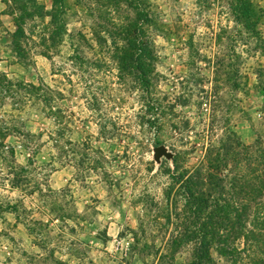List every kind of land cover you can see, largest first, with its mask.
Returning a JSON list of instances; mask_svg holds the SVG:
<instances>
[{
	"label": "rangeland",
	"instance_id": "1",
	"mask_svg": "<svg viewBox=\"0 0 264 264\" xmlns=\"http://www.w3.org/2000/svg\"><path fill=\"white\" fill-rule=\"evenodd\" d=\"M251 1L264 40V0ZM37 3L43 10L22 23L16 46L15 17L0 0V73L40 88L21 93L24 104L0 105V264H190L193 247L165 260L167 194L224 131L255 143L260 40L236 22L235 0ZM53 10L62 17L55 42ZM139 17L154 22L138 40L154 56L149 85L123 70L129 46L116 37ZM233 62L250 86L216 87ZM161 145L175 163L156 170Z\"/></svg>",
	"mask_w": 264,
	"mask_h": 264
},
{
	"label": "trees",
	"instance_id": "2",
	"mask_svg": "<svg viewBox=\"0 0 264 264\" xmlns=\"http://www.w3.org/2000/svg\"><path fill=\"white\" fill-rule=\"evenodd\" d=\"M1 1L15 17V41L18 46L19 40L24 37L22 23L37 19L43 9L37 0ZM57 3L58 0H55L54 8ZM235 3L236 22L260 40L258 52L264 60V40L256 32L260 12L251 0H235ZM61 19L53 10L51 21L52 25L57 26L53 35L54 42V38L62 34ZM153 24L152 19L139 17L134 27L116 36L129 46L120 58L123 70L131 76H143L147 81L143 82L145 84L155 80L154 56L148 47L143 49L138 40L142 34L141 27ZM16 51L18 56L22 54L20 49ZM145 60L148 66L144 64ZM235 67L234 62L229 66L221 65L217 72L216 87L221 84L238 91L242 79L246 80L245 86H250L249 78L241 77L239 65L238 71ZM253 74L256 77L253 89L260 99L257 139L254 144L245 145L231 130L224 131L220 138L216 134L218 130L212 129L209 131L210 137L215 133L218 138L210 144L199 167L192 173L184 171L173 178V188L167 194L165 223L160 225L174 229L173 235H170L171 247L165 259L168 262H172L183 250L193 247L190 264H264V64L255 69ZM222 77L226 78L222 80ZM38 89L31 85L15 84L0 73L2 107L9 101L14 107L24 104L23 100L18 102L17 97L23 93L32 98ZM212 117L213 124H216L217 119ZM228 117L226 114L221 120H225V125Z\"/></svg>",
	"mask_w": 264,
	"mask_h": 264
},
{
	"label": "water",
	"instance_id": "3",
	"mask_svg": "<svg viewBox=\"0 0 264 264\" xmlns=\"http://www.w3.org/2000/svg\"><path fill=\"white\" fill-rule=\"evenodd\" d=\"M153 162L155 163V169L158 170L161 168L163 160L167 161L170 165L174 166L175 163V154L169 150L164 145H161L153 149Z\"/></svg>",
	"mask_w": 264,
	"mask_h": 264
}]
</instances>
